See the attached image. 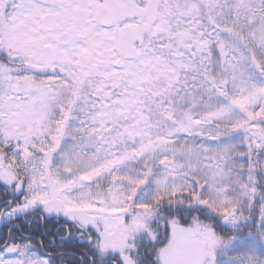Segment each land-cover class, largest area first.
Returning a JSON list of instances; mask_svg holds the SVG:
<instances>
[{
	"label": "snow or ice",
	"instance_id": "snow-or-ice-1",
	"mask_svg": "<svg viewBox=\"0 0 264 264\" xmlns=\"http://www.w3.org/2000/svg\"><path fill=\"white\" fill-rule=\"evenodd\" d=\"M0 264H264V0H0Z\"/></svg>",
	"mask_w": 264,
	"mask_h": 264
}]
</instances>
